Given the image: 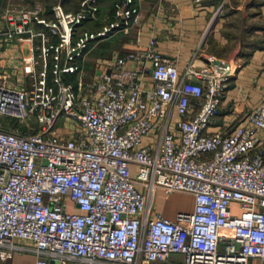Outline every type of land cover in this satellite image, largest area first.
I'll list each match as a JSON object with an SVG mask.
<instances>
[{"label":"built area","instance_id":"obj_1","mask_svg":"<svg viewBox=\"0 0 264 264\" xmlns=\"http://www.w3.org/2000/svg\"><path fill=\"white\" fill-rule=\"evenodd\" d=\"M6 1L0 48L28 41L32 55L26 86L0 71V264L25 251L37 264L264 260V102L213 131L229 81L219 62L181 72L152 38L85 77L77 60L97 35L75 47L73 31L99 0L52 18L45 3ZM132 4L121 2L126 21ZM158 193L194 208L166 218Z\"/></svg>","mask_w":264,"mask_h":264},{"label":"crops","instance_id":"obj_2","mask_svg":"<svg viewBox=\"0 0 264 264\" xmlns=\"http://www.w3.org/2000/svg\"><path fill=\"white\" fill-rule=\"evenodd\" d=\"M121 2L98 1L99 12L95 20L102 21L110 13L111 25L108 27L113 24V30L96 38L91 48L84 51V57L78 58L77 64L84 75L85 68L92 66L94 61L96 66L103 60L113 59L114 62L119 53L146 48L154 38L160 52L178 60L181 72L191 62L196 68H202L211 61L219 62L226 70L228 88L213 131L220 130L228 122L240 120L264 102V0H133L135 12L128 21L118 15L123 8ZM136 15L139 20L134 23ZM112 37L113 49L96 54L97 45ZM31 47L28 41H17L0 48V71L12 73V82L20 86L31 82V77L24 71L29 63L22 60L31 57ZM49 63L52 69L53 57ZM130 66L134 67V64ZM37 69L39 71L40 67ZM158 197L157 194L156 210L171 220L176 219L178 212H191L194 208V198L187 194ZM6 264H37V256L31 251L17 252ZM154 264H183V256L173 255L167 262ZM249 264H264V260L251 258Z\"/></svg>","mask_w":264,"mask_h":264},{"label":"rangeland","instance_id":"obj_3","mask_svg":"<svg viewBox=\"0 0 264 264\" xmlns=\"http://www.w3.org/2000/svg\"><path fill=\"white\" fill-rule=\"evenodd\" d=\"M32 1H34V2H42V3H45V4H47V3H55L53 1L45 2L44 0H7L6 2L7 3L8 2L9 3L13 2V3H16V4L24 6V5H27V4H30V3H34ZM59 4H61L66 10L74 11V12L79 11L81 9V7H82V1L79 3V0H72L71 2H69V4L67 6L62 1L59 0L54 5L57 6ZM98 12H99V10H98ZM95 19H97V18L87 19V20H91V21H86L85 20L84 24L82 23V24H79V25L75 26L74 31H73V40H72L73 41V45H75V47L78 44V41L81 40L82 37H86V35L95 34V35H97L96 38H98L100 36H105V35L109 34L110 31H107L106 33H103V34H102V32H104L106 30L105 26L108 27V25L109 26L111 25V23H110V19H111L110 13H108V15L106 14L104 16V18L102 19V21L95 20ZM101 29H103V30H101ZM100 31H102V32H100ZM96 38L91 39V40H85V44H87V47H86L85 51L89 50L91 48V45H92V43L95 42ZM110 45H111V47H110ZM106 49L110 50V51L113 49V37L110 38V39H106V40H103L102 42H100L94 50H95L96 54L97 53L98 54H102V53L106 52ZM80 59H81V57H80ZM95 69H96V65H95V61H94L92 66H89V67L85 68V77H91L94 74ZM4 122L6 123V120H4ZM21 126H23V125H21ZM177 194H180V193H177ZM158 195L160 196L158 198H162V199L168 198L169 196H171V195L165 196L164 194H161V193H158Z\"/></svg>","mask_w":264,"mask_h":264},{"label":"trees","instance_id":"obj_4","mask_svg":"<svg viewBox=\"0 0 264 264\" xmlns=\"http://www.w3.org/2000/svg\"><path fill=\"white\" fill-rule=\"evenodd\" d=\"M45 2H50V1H53V2H57V1H59V0H44ZM60 1H62L66 6L69 4V2H71L72 0H60ZM32 2H34V1H32ZM55 3H47V6H48V9H47V14H46V16L47 17H50V16H52V12H53V9H54V4ZM84 24V23H83ZM84 26V25H83Z\"/></svg>","mask_w":264,"mask_h":264}]
</instances>
